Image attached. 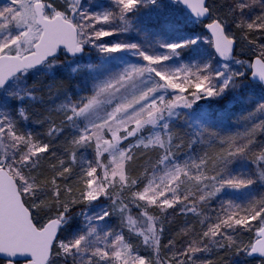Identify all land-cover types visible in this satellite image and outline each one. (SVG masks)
Wrapping results in <instances>:
<instances>
[{
    "label": "snow or ice",
    "instance_id": "6c2138e0",
    "mask_svg": "<svg viewBox=\"0 0 264 264\" xmlns=\"http://www.w3.org/2000/svg\"><path fill=\"white\" fill-rule=\"evenodd\" d=\"M262 138L264 0L0 4V264H264Z\"/></svg>",
    "mask_w": 264,
    "mask_h": 264
},
{
    "label": "trees",
    "instance_id": "16d2710c",
    "mask_svg": "<svg viewBox=\"0 0 264 264\" xmlns=\"http://www.w3.org/2000/svg\"><path fill=\"white\" fill-rule=\"evenodd\" d=\"M221 2H223V0H221ZM200 25H197V29H199ZM259 190V189H257ZM170 219L174 221V223L171 224H166V231L164 233V237H163V241L162 243L166 244L168 242V240L170 238H172L174 236V234L178 231L179 227L184 223V221L187 220H191V217H184V216H170ZM210 259H212L214 262L216 261L217 257L215 256H211L209 257Z\"/></svg>",
    "mask_w": 264,
    "mask_h": 264
},
{
    "label": "rangeland",
    "instance_id": "374dc122",
    "mask_svg": "<svg viewBox=\"0 0 264 264\" xmlns=\"http://www.w3.org/2000/svg\"><path fill=\"white\" fill-rule=\"evenodd\" d=\"M60 2V0H57V3H59ZM216 2L217 3H222L221 2V0H216ZM3 3V0H0V4H2ZM191 26V25H190ZM197 27V26H196ZM206 46V45H205ZM201 104H203L204 102L202 101V102H200ZM262 139H264V138H262Z\"/></svg>",
    "mask_w": 264,
    "mask_h": 264
}]
</instances>
